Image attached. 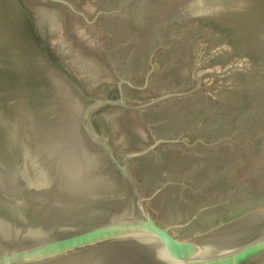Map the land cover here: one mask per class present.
Segmentation results:
<instances>
[{
  "label": "rangeland",
  "instance_id": "obj_1",
  "mask_svg": "<svg viewBox=\"0 0 264 264\" xmlns=\"http://www.w3.org/2000/svg\"><path fill=\"white\" fill-rule=\"evenodd\" d=\"M0 16L28 45L43 51L46 42L54 71L57 60L66 66L65 84L56 87L67 115L60 133L73 134V146H40L42 136L31 133L25 140L33 137L34 146L14 136L12 149L0 146L1 217L34 202L46 167L63 173L52 185L73 178L62 171L64 147L84 149L93 165L97 187L85 189L126 192L121 170L83 127L97 99L114 103L96 102L88 125L126 158L144 203L175 237L200 236L264 208V0H0ZM0 50V123L7 128L8 98H15L7 70L17 63ZM49 227L44 221L24 233L37 238Z\"/></svg>",
  "mask_w": 264,
  "mask_h": 264
},
{
  "label": "water",
  "instance_id": "obj_2",
  "mask_svg": "<svg viewBox=\"0 0 264 264\" xmlns=\"http://www.w3.org/2000/svg\"><path fill=\"white\" fill-rule=\"evenodd\" d=\"M24 39L25 35L18 26L0 16V47L9 50V56L15 58L17 63V68L10 70V67H8L7 70V75L11 80L10 83L12 82L7 86L11 87H9L11 89L10 93L15 96L13 99L8 98L14 113L10 117L7 128L6 125L0 123V146H15L17 144L15 142L16 138V141L24 144V146H34L32 144L33 137L25 140L30 133L36 134V138L39 135L42 136L39 140L40 146H47L49 142L55 146H72L71 138L73 134L70 131L60 133V128L65 125L62 121H65L67 115L65 112V114H62V110L59 108L60 104H58L57 99L59 91L58 88L56 89L57 83L60 85V83L65 82L67 68L62 65L61 59L57 60L59 73L51 68V59L44 48L46 42H39L42 43V51L32 44V46L28 45ZM39 51L44 53V57L40 55ZM17 76L20 78L26 77L29 84L19 85L20 82L17 80ZM19 90L21 92L20 96L17 95ZM98 101L114 103L108 99L94 100L84 111L83 127L88 134L92 135L103 146L110 157L111 163L121 170L126 192L114 196L102 193L103 195L100 194L99 196L93 190L84 188L82 191L77 192L78 194L70 195L73 198L72 201H64L66 199L62 196V192L59 193L61 195V198H59L51 193H44L41 187L39 189L36 186L35 192L32 194V196L35 195V198H32L33 203L19 209L17 213H12L6 217L0 216V247L4 242V245H6V242H13L15 238H19L21 233L47 220L46 213L43 214L42 211L43 207L47 208L49 212V209L58 203L67 204V206L72 205V208L74 206V208L81 211V215L86 214L96 222V227L91 230V233L95 232L93 238H84L90 240L88 243H82V241H85L78 237H74L69 241H74L72 244H66L68 241L65 243V246L70 247L87 246L82 249L85 254L94 249H100L102 246L111 245L112 247L119 244L125 246L124 243H126L128 246H136L135 248L146 257L144 259L148 264L264 263V208L235 219L218 229L188 239H179L171 234L169 227L161 226L144 203V198L134 182L126 158L120 161L119 155L114 152L107 139L88 125V114ZM48 130L51 133L44 135V132ZM12 136L15 139H12ZM45 171L46 175H44L47 177L51 173L49 171L54 172L55 170L46 167ZM24 173L25 177L29 179V173ZM37 175V178L41 176L40 173H37ZM37 181L40 182V179L38 178ZM129 194H132L130 199ZM80 213L78 212V214ZM251 223H253L254 228L249 230L244 228L241 233L231 235L234 234L233 231H239L242 226ZM78 241H81V244ZM16 244L18 245L17 242ZM34 249L35 254L32 252L29 256L19 257L20 254L18 253V256L0 253V264H48L45 261V256H43V244L35 246ZM49 249L51 248L49 247ZM61 249L64 248H59V250ZM82 250H76L75 253L73 252L74 254H69L71 255L69 258L82 252ZM52 253L55 252L52 251ZM59 254L62 255L59 256L56 253L55 256L49 257L55 259L53 264H77L73 260L72 262L65 261L68 258H63V253ZM143 257H139V259L143 260ZM125 263L126 261L122 264ZM130 264H140V262Z\"/></svg>",
  "mask_w": 264,
  "mask_h": 264
},
{
  "label": "bare ground",
  "instance_id": "obj_3",
  "mask_svg": "<svg viewBox=\"0 0 264 264\" xmlns=\"http://www.w3.org/2000/svg\"><path fill=\"white\" fill-rule=\"evenodd\" d=\"M38 14L39 13H37V15ZM50 29L51 28H49V30ZM11 149H12V146H11ZM14 151L15 150H13V152ZM61 153L64 154L67 158V165L66 166L62 165L64 167V168H62V171H65V172L71 171L73 178H71L70 181H65V183L63 182L64 184H61L60 186H58V185L55 186V185H52L50 182H52V183H54L56 181L60 182V180H57V178L59 176L57 175V173H55L53 171L52 172L49 171V173L50 172L51 173H50V175L48 174L47 178L44 177L45 179H42L43 182H42L41 187H42V190L44 191V193H47V194L51 193L52 195L61 198L60 197L61 195H59V193L62 192V194H63L62 196H64V198L66 199L64 201H67V200L72 201L73 198L70 195H74L77 192L82 191L85 187H92L93 188L94 186H96V183L93 182L94 180L93 181L90 180V176H91L90 172L92 171L93 165L87 164V160L86 161L84 160V159H86V157L84 155V153H85L84 149H79L76 146L72 147V148H68V149H66L64 147V149H62ZM64 155H63V158L66 159ZM90 163H92V162H90ZM77 172H78V174L76 175ZM63 179L67 180L65 177H63ZM92 179H93V177H92ZM66 182H68V183L66 184ZM62 185H64L65 187L62 189H59L62 187ZM8 186L9 187L14 186L13 182L10 179L8 181ZM100 188H102V187H100ZM42 211H43V214L46 213V216H47V220H45V221L49 222L50 226H54L55 229H51L49 227L48 230L50 232L49 233L45 232L44 234L40 233V231H39V233H37V234H39L40 238H38L39 236L36 238V236L33 232L32 233H24L23 232V233H21V235H19V238H15L13 240V242H11V241L6 242V245H4L5 244V242H4V244L0 247V250H1L0 253H2V254L8 253V255H11V256H18V254H20L19 257L25 256V255L29 256L32 252H34L35 246H40V244H43V249H44L43 256H45V258H46L45 261H47L48 264L54 263L55 259H50L49 257L55 256L56 253H58L59 256L62 255L59 253H63V258H68L65 261L72 262V260H73L77 264H101V262H102V264H122L125 261H126L125 264L137 263V262H140V264H148L144 259L146 257L142 254L141 251H139L138 249L135 248L136 246H134V245L128 246V245H126V243H124L125 246H121L120 244L114 245L112 247H111V245L102 246L100 249H98V248L94 249L93 251H90L89 253H86V254L83 253L82 249H85L87 246H81V245L80 246L77 245V246H73V247L65 246V243L67 241H68V243H66V244H72L74 241L73 242H69V241L74 239V237H78L79 239L84 240L85 242L82 241V243H84V244L88 243L90 240L84 239V238H86V237L93 238L92 236H94L95 232L91 233V230L94 229V227H96V222H94V220H91L89 218V216H87L86 214L81 215V213H80L81 211L78 208H74V206L72 208V205L67 206V204H58L57 203V204H54L51 207V209H49V212H48V209L44 208V207H43ZM78 212L80 214H78ZM54 217H56V220L54 219ZM42 222H44V221H42ZM244 228L249 230V229L254 228V225H253V223L246 224V225H244V227L242 226L239 229V231H233L234 234H231V235L241 233L244 230ZM35 238H36V240H35ZM38 241H41V242L39 244H36V242L38 243ZM16 242L18 243V245L16 244ZM78 242L81 244V241H78ZM26 246H28V247L26 248ZM88 246H89V244H88ZM49 247L51 249H49ZM59 248H64V249L59 250ZM26 249H28V250H26ZM46 249H48V250H46ZM76 250H78V251L82 250V252H79L77 255L75 254V256L69 258L71 256L69 254H74L76 252ZM52 251L55 253H52ZM35 252H34V254H35ZM64 253H67V254L64 255ZM47 254L48 255L51 254V255L48 256ZM139 257H143V260L139 259Z\"/></svg>",
  "mask_w": 264,
  "mask_h": 264
}]
</instances>
